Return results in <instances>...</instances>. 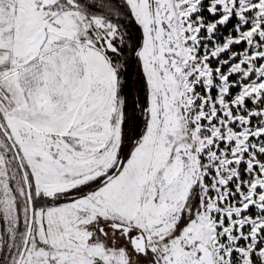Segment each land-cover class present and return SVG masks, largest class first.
I'll use <instances>...</instances> for the list:
<instances>
[{
	"label": "rangeland",
	"instance_id": "obj_1",
	"mask_svg": "<svg viewBox=\"0 0 264 264\" xmlns=\"http://www.w3.org/2000/svg\"><path fill=\"white\" fill-rule=\"evenodd\" d=\"M57 1L0 0V264H15L23 246L24 175L33 219L20 264H254L251 253L264 264V108L248 111L259 116L252 124L241 114L264 93V0H211L210 22L197 15L205 0H126L143 33L149 118L117 172L115 73L95 48L112 50L116 29ZM232 15L247 28L214 37ZM242 41L224 74L211 67ZM235 73L240 89L227 101ZM110 173L87 195L49 204Z\"/></svg>",
	"mask_w": 264,
	"mask_h": 264
},
{
	"label": "trees",
	"instance_id": "obj_2",
	"mask_svg": "<svg viewBox=\"0 0 264 264\" xmlns=\"http://www.w3.org/2000/svg\"><path fill=\"white\" fill-rule=\"evenodd\" d=\"M73 5H69L65 0H58L59 10L63 11L65 9H75L79 12L84 13L87 16L92 17H102L105 21L111 23L116 29V36L112 39L111 44L113 46L112 50L101 49L99 45H95V48L98 49L105 59L109 62L112 69L115 73V85H114V102L120 103V112H121V122H120V140L117 151L118 160L121 161L119 169L122 167L123 163L128 159L131 152L135 146L140 142L148 123V89L146 84V79L144 77L140 59L138 56V51L142 46L143 33L140 25L134 18L132 11L126 2V0H71ZM211 0H205L202 3L203 11L197 13L200 15L205 22L215 21L218 19L217 15H210L207 11L208 3ZM257 0H253L256 2ZM73 6V7H71ZM240 31H244L247 27L240 25V21L235 15H232L224 25L217 26V33L220 36L213 35L214 37L222 40L224 37L236 36V28ZM200 36L205 37V32L202 30ZM210 46L213 45V42L209 39L204 41ZM246 48L245 42L242 41L238 44H231L227 51L220 54L216 62L211 64L212 68L219 66L220 72L224 74L227 68L234 62H236L238 55L241 51ZM235 53L236 57L230 58V54ZM220 60H226L227 62L224 65H219ZM238 73L230 74L227 77L228 82H235V86H230L228 89L229 95L225 97L227 101H230L234 95L240 89L239 84L237 83ZM212 97H215V90H210ZM202 94H205L204 91H201ZM245 110L241 112L244 116L249 117L250 124L254 120H258V117L253 115H248V111L255 109L261 110L264 108V93L262 97L258 99V104H254L249 99L244 101ZM259 139L264 142V135H260ZM250 140L254 141L253 137H250ZM223 144V143H222ZM258 155V153H257ZM261 161H264V152L258 155ZM118 169V170H119ZM117 170V171H118ZM244 163L239 165V180L244 183L249 181L251 175L245 173ZM115 171V172H117ZM113 173H110L111 175ZM106 177L96 179L91 182H87L80 186H77L69 191L63 192L61 194L52 197L49 199V204H57L62 202L71 201L79 197L85 196L88 193L94 191L100 183H104ZM254 207H248L247 211L244 214H249L254 217ZM262 239H264V229L261 230ZM261 248V243L255 245V250ZM235 254V252H232ZM251 259L254 264H260L261 259L259 256L251 253Z\"/></svg>",
	"mask_w": 264,
	"mask_h": 264
},
{
	"label": "water",
	"instance_id": "obj_3",
	"mask_svg": "<svg viewBox=\"0 0 264 264\" xmlns=\"http://www.w3.org/2000/svg\"><path fill=\"white\" fill-rule=\"evenodd\" d=\"M13 149H14V151L16 153L15 148H13ZM17 158H18V156H17ZM120 165H121V161L118 160L117 165L115 167V171H117L119 169ZM23 175H24V172H23ZM113 176H114V174L108 175L106 177V181L111 179ZM24 181H25L26 194H27L28 206H29V219H28V225H27V230H26L23 246L21 248L20 254H19L18 259H17L15 264H20V261H21V259L23 257V254L25 252V249L27 247V243H28V240H29L30 231H31V225H32V219H33V207H32V202H31V198H30V195H29V186H28V182H27V179H26L25 175H24ZM111 227L113 229L122 230V232H123V234L125 236H127L128 233L131 231V228L129 226H126V225H123V224H119V223H112ZM130 243H131V247H132V249L134 251L139 252L141 254H145L146 247H145V239H144L143 234L137 233L136 235L132 236L130 238ZM156 264H158L157 261H156Z\"/></svg>",
	"mask_w": 264,
	"mask_h": 264
},
{
	"label": "bare ground",
	"instance_id": "obj_4",
	"mask_svg": "<svg viewBox=\"0 0 264 264\" xmlns=\"http://www.w3.org/2000/svg\"><path fill=\"white\" fill-rule=\"evenodd\" d=\"M260 4H261V3H260ZM260 4H259V2H255V3H254V6H255V7H259Z\"/></svg>",
	"mask_w": 264,
	"mask_h": 264
},
{
	"label": "flooded vegetation",
	"instance_id": "obj_5",
	"mask_svg": "<svg viewBox=\"0 0 264 264\" xmlns=\"http://www.w3.org/2000/svg\"><path fill=\"white\" fill-rule=\"evenodd\" d=\"M136 235V233L133 232L132 236ZM145 253H146V250H145Z\"/></svg>",
	"mask_w": 264,
	"mask_h": 264
}]
</instances>
